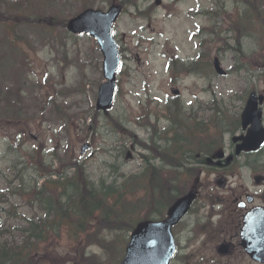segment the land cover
I'll list each match as a JSON object with an SVG mask.
<instances>
[{
	"label": "rangeland",
	"instance_id": "rangeland-1",
	"mask_svg": "<svg viewBox=\"0 0 264 264\" xmlns=\"http://www.w3.org/2000/svg\"><path fill=\"white\" fill-rule=\"evenodd\" d=\"M116 1L123 3L126 10L116 24V39L123 52L124 65L118 76L119 93L115 105L106 116L101 113L97 115L95 110L98 88L104 82L102 57L97 45L93 40L86 38L76 40L69 36L66 40L64 34L66 31L55 22L57 19L68 21L80 13L83 2H91L94 8L107 11L110 7L109 0L40 2V6L46 3L48 9V11L45 9L46 16L49 13L54 17L48 16L52 22L53 33L48 36L41 33L33 34L39 43L45 42V46L36 48V53L27 50L29 57L35 62L30 83L26 87L27 94L32 98V103L27 105L30 117V144L32 146L44 144L49 163L53 162L51 155L55 151H58L62 159L67 155H74L81 161L85 174L94 182L100 177L116 176L114 172L107 170L109 165L120 164L122 173L128 180L135 175L142 177L141 174L145 172L142 156L149 157L150 154L143 151L140 144L146 143L144 145L149 147L155 145L153 140L157 143L158 137L163 136L160 134L169 128L168 122L160 116L162 120L157 123L159 131L157 135L153 129L147 131L140 129L142 124L140 116L144 110L142 108L150 103L153 105L152 110L158 106V111L164 113L167 101L175 97L171 94L174 87L171 85V71L167 69L168 61L179 57L187 68L195 69L198 67L197 63L202 60L199 55L202 54L203 47L210 65L203 78L194 74L183 75L179 77L181 83L178 82L176 87L180 91V102L185 106V112L193 117V129L197 130V133H193L197 140L194 147L197 149H193L206 154L214 153L222 147L220 141L224 137L225 153L227 155L233 153L230 139L233 135H242V131L236 130L234 134L229 135L227 132L236 126L233 121L237 122V117L243 112L249 93L254 89L264 91L263 43L258 37L244 39L242 53L240 45L234 43L235 36L230 34L227 42L233 46L227 50L218 37L220 30L217 28L213 35V44L210 46L203 44L208 39L210 26L224 21V16L234 15L235 6L241 0ZM157 1L160 3L155 6ZM18 6L19 3H15L11 8ZM22 6L25 14L32 13L31 7ZM152 7L154 13L150 16L142 17L139 13ZM43 20L47 21V17ZM26 31L30 34L32 28L26 27ZM220 37L225 39L224 33ZM200 45L203 46L200 48ZM233 47L240 52L237 53ZM214 56L220 57L224 69L228 71L227 78H220L214 73L211 66ZM243 65L249 70L241 68ZM47 94L49 98L54 97L52 101L43 98ZM51 102L56 107H53ZM203 110L206 112L203 113ZM199 122H203L204 126H199ZM152 124L155 125L154 120ZM201 129L206 131L202 133ZM151 136L154 138L151 139ZM199 142L204 143L206 147L202 149ZM5 144L6 140L0 138V155L5 150ZM84 144H89L90 149L81 157L80 150ZM159 145L163 147L164 143L160 141ZM120 149L126 152L124 156L121 153L119 162H114L113 159ZM128 151L132 152L131 159L128 156L126 158ZM165 155L168 161L175 160ZM154 166L156 168L150 169L148 175L151 176V173H158L161 170L164 172L166 184L179 194L184 189L185 181L191 179L190 174L198 172V169H195L179 175L176 171L164 169L160 163H154ZM24 169L25 167L23 172L26 176L32 174L30 170ZM205 169L201 176V201L198 207L206 206L201 212L204 215L210 211L212 205H216L214 210L218 211L220 216L216 217L214 222H221V225L214 227H220L224 232L202 235L196 243H192L194 235L189 233V230L197 228L195 226L197 216L193 215L189 223L190 218L184 222L179 232L181 236L179 245L184 248L180 252L183 260L179 256L173 264H254L245 259L243 254H239L241 250L238 247H235L234 255L230 258L220 257L215 253V247L219 242L230 241L236 233L233 228H236L240 213L235 214L228 210L235 207L231 205L232 199L247 193L259 197V203L261 198H264V184L256 186L254 183L255 176L264 175V151L250 158L243 156L235 165L224 170ZM9 173L8 168L0 163V197L4 200L10 195V189L1 179ZM220 175L228 178L229 191H220L212 184ZM147 180L145 178L142 181ZM31 181L30 178H25L26 185L32 184ZM210 197L215 202L207 205ZM14 204L19 205L16 211L10 208ZM2 209L4 212H1ZM27 213L28 208L16 197L10 200L9 205L0 204L2 223L8 221L14 227H19L15 222V215ZM56 249L60 254L48 253L51 247H45L44 250L47 251L45 259L39 264L78 263L75 251H78L79 247L73 242L64 239ZM93 252L106 259L99 249L89 250V253Z\"/></svg>",
	"mask_w": 264,
	"mask_h": 264
},
{
	"label": "trees",
	"instance_id": "trees-1",
	"mask_svg": "<svg viewBox=\"0 0 264 264\" xmlns=\"http://www.w3.org/2000/svg\"><path fill=\"white\" fill-rule=\"evenodd\" d=\"M235 9L229 23L240 37L236 45L244 36L252 38L254 32L264 39V0H242ZM12 18L6 1L0 0V138L6 140L1 163L10 172L2 180L11 196L26 204L32 214L24 220V228L15 227L16 236V229L0 223V264H38L44 261L47 246L51 247L48 253L60 254L56 247L64 239L79 247V264H117L124 254L126 237L135 225L164 216L173 200L170 187L163 174L157 172L151 174L146 185L116 180L95 184L74 156L62 160L55 152L49 163L44 144H30L27 105L32 98L24 80L30 78L34 62L22 45L36 53V48H43L45 42L39 43L34 35H14L7 24H20ZM55 24L65 28L64 20ZM33 26L45 36L53 33L52 23ZM51 105L56 107L52 102ZM55 162L59 165L57 170H53ZM24 167L32 172L30 176L24 174ZM25 178L33 180V184L26 186ZM92 247L103 252L106 259L96 254L87 256Z\"/></svg>",
	"mask_w": 264,
	"mask_h": 264
},
{
	"label": "water",
	"instance_id": "water-1",
	"mask_svg": "<svg viewBox=\"0 0 264 264\" xmlns=\"http://www.w3.org/2000/svg\"><path fill=\"white\" fill-rule=\"evenodd\" d=\"M120 13L121 7H113L108 13L88 10L70 21L67 26L68 30L77 36L93 37L101 48L104 55L103 72L107 83L99 89L97 109L104 112L112 107L117 90L115 76L120 68V57L114 41L113 25ZM214 66L220 76H225L217 60ZM263 102L264 96L257 97L256 93L250 95L241 120L244 128L249 125L251 128L247 136L241 139L243 145L239 149L253 151L264 144L262 110L258 109L259 104ZM87 148L88 146H85L83 152ZM224 184V181L217 183L220 187ZM194 198V194H189L178 201L169 210L168 219L164 222L140 223L131 236L126 257L121 264H170L175 252L171 229L186 214ZM242 239L245 250L257 261L264 262V210L254 211L247 217Z\"/></svg>",
	"mask_w": 264,
	"mask_h": 264
},
{
	"label": "flooded vegetation",
	"instance_id": "flooded-vegetation-1",
	"mask_svg": "<svg viewBox=\"0 0 264 264\" xmlns=\"http://www.w3.org/2000/svg\"><path fill=\"white\" fill-rule=\"evenodd\" d=\"M200 65H201V67H204L205 66V63H204V61H202L201 63H200ZM176 66V65H175ZM184 111H182V113H183ZM184 114V113H183ZM185 120H187V122L189 121V120H192V116H188V115H186L185 117H183ZM188 125V124H187ZM241 200V199H240ZM236 207H237V205H236ZM247 208V207H246ZM247 210H248V208H247ZM238 212H240V215H239V217H238V221H237V225H236V228H237V230L239 229V227L241 226V224H242V221H243V217H244V214L247 212H245V210L244 209H238ZM230 216H232L231 214H229ZM240 230V229H239ZM238 230V231H239ZM237 231V232H238ZM236 232V233H237ZM239 235V234H238ZM229 248H230V253H231V255L234 253V246H232L233 245V242H230L229 243ZM239 246H240V244H238Z\"/></svg>",
	"mask_w": 264,
	"mask_h": 264
},
{
	"label": "bare ground",
	"instance_id": "bare-ground-1",
	"mask_svg": "<svg viewBox=\"0 0 264 264\" xmlns=\"http://www.w3.org/2000/svg\"><path fill=\"white\" fill-rule=\"evenodd\" d=\"M159 160H163V156L162 155L159 156Z\"/></svg>",
	"mask_w": 264,
	"mask_h": 264
}]
</instances>
